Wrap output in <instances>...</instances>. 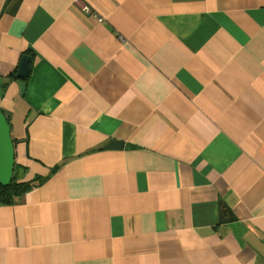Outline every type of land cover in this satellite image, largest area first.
I'll use <instances>...</instances> for the list:
<instances>
[{
	"label": "crops",
	"instance_id": "1",
	"mask_svg": "<svg viewBox=\"0 0 264 264\" xmlns=\"http://www.w3.org/2000/svg\"><path fill=\"white\" fill-rule=\"evenodd\" d=\"M0 110V264H264V0H0Z\"/></svg>",
	"mask_w": 264,
	"mask_h": 264
},
{
	"label": "water",
	"instance_id": "2",
	"mask_svg": "<svg viewBox=\"0 0 264 264\" xmlns=\"http://www.w3.org/2000/svg\"><path fill=\"white\" fill-rule=\"evenodd\" d=\"M30 58L24 56L21 60L18 77L26 79L29 75ZM122 143L113 142L110 149L122 147ZM16 164L15 144L11 136V126L4 113L0 110V185L8 187L13 180Z\"/></svg>",
	"mask_w": 264,
	"mask_h": 264
},
{
	"label": "trees",
	"instance_id": "3",
	"mask_svg": "<svg viewBox=\"0 0 264 264\" xmlns=\"http://www.w3.org/2000/svg\"><path fill=\"white\" fill-rule=\"evenodd\" d=\"M35 184L36 182L20 183L13 175L12 183L8 187L0 185V205L14 204L18 199L28 193ZM221 215L222 220L226 223L232 220L231 215L226 210H222Z\"/></svg>",
	"mask_w": 264,
	"mask_h": 264
},
{
	"label": "built area",
	"instance_id": "4",
	"mask_svg": "<svg viewBox=\"0 0 264 264\" xmlns=\"http://www.w3.org/2000/svg\"><path fill=\"white\" fill-rule=\"evenodd\" d=\"M83 11H84V12H87V13L90 12L89 8H86V7L83 8ZM100 21H101V20H100Z\"/></svg>",
	"mask_w": 264,
	"mask_h": 264
}]
</instances>
